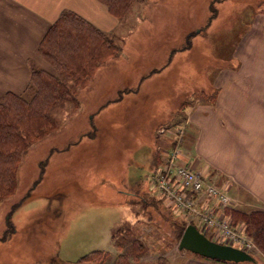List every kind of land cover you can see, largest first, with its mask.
<instances>
[{"label": "rangeland", "instance_id": "1", "mask_svg": "<svg viewBox=\"0 0 264 264\" xmlns=\"http://www.w3.org/2000/svg\"><path fill=\"white\" fill-rule=\"evenodd\" d=\"M263 14L264 0L134 3L118 19L121 33L110 35L120 53L55 109L56 126L31 146L15 193L0 200V264H72L95 250L108 251L104 264H113L136 238L144 249L126 264L197 256L179 248L172 205L152 191L153 152L182 139L186 106L217 93L218 73L219 92L234 85L245 96L264 93ZM243 66L247 72L225 70Z\"/></svg>", "mask_w": 264, "mask_h": 264}, {"label": "crops", "instance_id": "2", "mask_svg": "<svg viewBox=\"0 0 264 264\" xmlns=\"http://www.w3.org/2000/svg\"><path fill=\"white\" fill-rule=\"evenodd\" d=\"M66 9L103 31L121 33L122 22L99 0H0V94L22 93L26 89L31 79L29 61L38 59L39 44ZM261 32L264 40V22ZM246 68L225 70L247 72ZM219 82L218 73L214 99L186 106L181 163L226 188L232 207L245 211L264 209V93L245 96L234 85L224 89L220 86L219 92ZM246 98L248 102L238 107V100ZM187 136L190 138L185 144ZM161 148L159 145L153 152L154 170L163 162ZM182 264L224 263L186 255Z\"/></svg>", "mask_w": 264, "mask_h": 264}, {"label": "trees", "instance_id": "3", "mask_svg": "<svg viewBox=\"0 0 264 264\" xmlns=\"http://www.w3.org/2000/svg\"><path fill=\"white\" fill-rule=\"evenodd\" d=\"M99 1L122 19L138 0ZM110 35L74 11L63 10L37 49L40 61L47 62L55 71L30 60L31 79L26 89L22 93L0 94V200L15 193L20 165L31 146L56 126L55 109L75 100L76 88L83 86L96 69L120 53L119 45ZM215 94L208 100L214 99ZM226 213L232 217L233 224L244 225L264 251V209L245 211L228 207ZM175 218L180 239L186 226L181 218ZM139 241L133 239L132 250L118 256L113 264H126L129 259L137 258L136 253L144 249ZM109 255L108 251L95 250L72 264H104ZM202 258L224 264H260Z\"/></svg>", "mask_w": 264, "mask_h": 264}, {"label": "built area", "instance_id": "4", "mask_svg": "<svg viewBox=\"0 0 264 264\" xmlns=\"http://www.w3.org/2000/svg\"><path fill=\"white\" fill-rule=\"evenodd\" d=\"M180 131L183 135V127H179ZM181 140L177 137L175 146L164 150V161L151 177L152 191L170 203L176 214L188 218V223L200 220L201 226H198L206 234L214 235L215 241L255 251L257 246L246 235L245 226L233 224L232 217L226 213V208L232 203L226 189L190 165L178 162Z\"/></svg>", "mask_w": 264, "mask_h": 264}, {"label": "water", "instance_id": "5", "mask_svg": "<svg viewBox=\"0 0 264 264\" xmlns=\"http://www.w3.org/2000/svg\"><path fill=\"white\" fill-rule=\"evenodd\" d=\"M179 248L221 261L235 263L256 261L252 254L243 249L212 241L193 224L185 228L180 238Z\"/></svg>", "mask_w": 264, "mask_h": 264}]
</instances>
